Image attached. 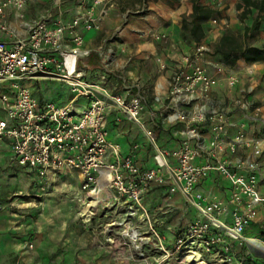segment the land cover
Masks as SVG:
<instances>
[{"label": "built area", "instance_id": "1", "mask_svg": "<svg viewBox=\"0 0 264 264\" xmlns=\"http://www.w3.org/2000/svg\"><path fill=\"white\" fill-rule=\"evenodd\" d=\"M64 1L53 0L42 16L25 23L24 38L0 41V81L5 84L0 91V139L10 144V165L28 168L44 189L59 173L76 171L85 192L84 214H93L105 187L112 189L122 203L120 223L126 233L121 235L133 246V264H195L197 254L203 264H240L232 244L254 252L245 231L264 208V116L251 88L243 87L232 72L222 79L211 76L204 59L207 48L203 41L195 44L174 62L166 96L153 97L160 109L148 111L150 122L175 128L177 146L161 148L141 120L148 101L139 84L120 77L121 92L115 94L104 85L117 58L112 46L94 51L101 68L96 80L88 79L79 65L91 53L84 47L83 32L101 29L97 7L103 0H77L69 20L64 18ZM9 5L19 9L23 0H0L1 18ZM0 30L12 33L3 20ZM117 36L114 32L107 41ZM156 61L160 70L166 68L161 58ZM39 76L61 81L72 98L64 104L39 102L22 84ZM221 81L226 99L214 101L212 88ZM78 98L86 99L83 107ZM112 112L116 121L125 117L144 130L153 148L151 167L141 168L132 151L122 155L119 145L107 140ZM201 126H206L207 138ZM212 175L228 183L225 197L201 186ZM159 186L166 187L165 199L179 194L195 213L170 245L163 243L145 203ZM133 220L143 227L132 225Z\"/></svg>", "mask_w": 264, "mask_h": 264}, {"label": "crops", "instance_id": "2", "mask_svg": "<svg viewBox=\"0 0 264 264\" xmlns=\"http://www.w3.org/2000/svg\"><path fill=\"white\" fill-rule=\"evenodd\" d=\"M62 4V10L65 20H69L74 14V9L77 4L73 2L70 6L67 3ZM158 6V5H157ZM139 7V5L137 6ZM152 7L156 8L155 3H151L147 0V5L142 4L140 9L131 11L129 9L121 10L116 2L112 0H103V4L97 7V13L101 21V29L97 32H83L84 47L91 51L90 55L83 58L79 63L85 75L90 80H96L97 75L100 74L101 68L99 64L98 56L94 51L101 46H112L117 54L116 61L111 65L112 73L108 74L105 81V86L112 94L121 92L120 77L124 78L128 82H137L141 89L145 92V96L148 101V108L141 114V120L144 124V128L151 129L157 145L161 148H174L177 146L178 138L176 136L175 128H170L164 125H156L155 121H149L148 111H158L160 105L153 102V97L158 96L164 98L168 92V81L171 73V69L175 61H177L182 55L188 54L193 50L195 43H187L181 34V18L173 11L169 13L156 14ZM23 8H16L14 6H8L5 8L4 17H0L1 21H5L12 30L10 35L0 30V41H6L11 43L16 39H22L26 36L25 23L26 20L22 17ZM123 12V13H122ZM138 16H135V15ZM114 32H117L118 36L112 42L107 41V38ZM163 35L164 37L159 40H154L152 35ZM202 40L207 48V54H209L211 47L207 37ZM122 50V51H121ZM157 58H161L166 68L159 69V65L156 61ZM209 63V62H208ZM245 63V62H243ZM207 71L210 74L209 66ZM211 75V74H210ZM212 76V75H211ZM36 80H40L33 78ZM46 79V78H45ZM32 80V79H31ZM38 82V81H37ZM29 87L31 94L39 102L43 101H55L44 98L39 94V97L35 96L34 91L30 88L31 84L28 81L22 83ZM5 84L0 81V91ZM39 86V84H37ZM224 86V85H223ZM215 85L212 88L211 96L214 101H223L226 98L225 88ZM40 89V87H39ZM39 91H42L41 89ZM70 92V91H69ZM72 98V94L69 101ZM67 101H62L60 104H64ZM77 104L83 107L86 104V99L78 98ZM3 114L0 111V117ZM116 113L112 112L107 119V140L118 144L120 152L125 155L129 152L134 153L136 163L141 168L151 167L153 164V148L150 145L144 130L132 120H128L125 117L121 120H115ZM159 122L158 118L155 119ZM200 130L207 138L209 133L206 126H201ZM134 145H137L134 148ZM10 144L5 139H0V194L10 191L7 185L15 187L17 176L23 177L22 186L17 187L19 192H28L35 195L43 194L55 188L56 185H65L67 182L70 187H77L80 195L79 209L84 212L83 204L86 201L85 192L81 189V179L76 171H66L59 173L54 183L44 189L40 184H37L34 180L33 173L25 167L9 165L8 160L10 157ZM15 174V176H14ZM203 188H211L217 196L225 197L228 190V183L222 180L218 176L212 175L211 178L206 179L202 185ZM9 189V190H8ZM166 193V187L159 186L154 188L145 198V203L148 209L152 212V221L155 224L158 232L163 238V243L170 245L177 235L178 229H184L195 217L194 210L187 207L183 202L182 197L179 194H175L172 198V206L169 204H162V196ZM100 200L99 204L95 208L99 207L104 210V216L110 222H105L106 227L112 228L111 231H100V226H96L97 229H92L85 236L84 233H77L73 237V241H66V238L62 233H59L57 237L58 244L65 246L63 253H57L67 259L84 260L88 258L97 262L113 261L114 264H131L135 255V251L130 247V242L127 238H124L120 230H122L123 221V208L122 203L116 200L115 192L105 187L98 195ZM158 206L162 207V210L155 211ZM261 211L264 208H260L257 212V217L246 229L245 235H254L258 230V221L262 219ZM50 212V210H48ZM47 212V213H48ZM168 213H171L168 215ZM49 214V213H48ZM49 217V215L47 216ZM169 218V219H168ZM114 220V221H113ZM117 220V221H115ZM98 222L94 223L97 225ZM74 224L79 229L90 227L92 228V221L84 222L75 220ZM132 225L143 227V224H137V221L133 220ZM35 227V226H34ZM12 228L11 216L7 208H4L2 201H0V264L9 258L12 251H15L19 247V242L12 238L10 231ZM50 222L46 221V224L41 227L42 232L37 233L36 239H34L33 251L35 254L46 257L47 251L50 249V245L53 244L55 239H51ZM13 229V228H12ZM258 233V232H256ZM111 239L112 245L104 242L105 239ZM254 238V237H253ZM87 245L89 248L87 249ZM242 249H248L247 246H239L233 242L232 251L235 258L251 259L257 263H264V253L255 251L250 254L243 255ZM241 254V255H240ZM262 255V256H261ZM261 256V257H260ZM94 264V263H93ZM97 264V263H96Z\"/></svg>", "mask_w": 264, "mask_h": 264}, {"label": "rangeland", "instance_id": "3", "mask_svg": "<svg viewBox=\"0 0 264 264\" xmlns=\"http://www.w3.org/2000/svg\"><path fill=\"white\" fill-rule=\"evenodd\" d=\"M77 0H65L67 6L71 5ZM116 2L121 10L129 9L136 11L140 9L142 4L147 5V0H112ZM190 0H150V2L156 4V8L152 7V10L158 13H169L173 11L181 18V23L186 25L187 29H181V34L185 42L193 43V40L189 34L190 24L193 20L191 12L187 7V2ZM259 2V0H252ZM53 0H23V8L21 14L26 20V23L35 20L42 16L52 5ZM243 0H198L197 5L200 6L203 11H208L201 15L200 25L203 30V39L207 37L210 41L209 45L211 50L209 54L204 55L205 61L209 62L210 74L215 78L222 79L229 72L237 75L241 81L243 87H250L252 90V100L255 106L259 108L260 113L264 116V58L255 62L244 61L239 52H233L228 58H225L221 53L216 51V46L220 41V38L227 34L239 42L245 47H257L264 50V9L257 10L254 6H243ZM139 5V7H137ZM158 5V6H157ZM12 6V5H9ZM122 12V13H123ZM243 13L245 15L243 16ZM199 14V11H198ZM135 16H138L137 14ZM200 16V14H199ZM258 22L256 28H252L254 21ZM152 38H155L152 35ZM237 56V60L234 64H230V60L233 56ZM245 62V63H243ZM251 68L252 73L248 74L247 69ZM37 79L29 80L31 84L30 88L34 91L33 94L39 97V94L43 95L44 98L55 101L56 104H60L62 101H67L71 93L68 87L59 80L54 78H44L42 76ZM38 81V82H37ZM39 84V86L37 85ZM223 86V82H219L218 86ZM42 91H39L40 89ZM224 87V86H223ZM63 103V102H62ZM8 166L9 165V160ZM15 176V174H14ZM23 177L17 176L16 185L12 187L7 185L8 188L12 189L9 192L0 194V201L4 205V208L10 213L12 228L10 235L13 239L19 242V247L12 251L3 264H114L113 261H102L97 262L91 261L88 256L84 260H67L63 255L59 257L57 253L64 251L65 246L58 244L57 237L59 233H62L66 238V241H73V237L77 233H84L85 236L89 237V233L93 229H97L96 226H100V231L106 229L112 232V228L106 227V224L111 219H107L104 215V210L99 207L94 210L92 215L85 214L79 209L80 195L77 187H70L68 182L65 185H56L54 189L47 191L43 194L35 195L30 192H19L17 187L22 186ZM9 190V189H8ZM1 193V192H0ZM165 195L162 196V204H170L172 206V199H165ZM50 210V212H48ZM49 214H48V213ZM171 213H168L170 215ZM49 215V217H47ZM261 215L264 216V211H261ZM90 217V218H89ZM257 217V214H256ZM92 221L93 227L89 226L86 228L79 229L74 224L75 220ZM88 219V220H87ZM169 219V218H168ZM46 221L50 222L52 226L51 239L56 241L50 245V249L47 251L46 257H42L38 253L35 254L34 239H36L37 233H41ZM114 221V220H113ZM117 221V220H115ZM97 223V225L94 223ZM105 222H107L105 224ZM35 226V227H34ZM122 230H120L121 233ZM258 232V233H256ZM254 237L261 242H264V217L258 221V230ZM111 239H105L109 245H112ZM133 248L132 244H129ZM87 249L89 245L86 246ZM247 252V249L243 250V255ZM241 255V254H240ZM239 259L236 258L240 264H264L257 263L251 259ZM216 264H222L220 261L215 262ZM133 264V262L131 263Z\"/></svg>", "mask_w": 264, "mask_h": 264}, {"label": "trees", "instance_id": "4", "mask_svg": "<svg viewBox=\"0 0 264 264\" xmlns=\"http://www.w3.org/2000/svg\"><path fill=\"white\" fill-rule=\"evenodd\" d=\"M198 0H190L187 2V7L192 15V22L190 24L189 28V34L195 44L203 41V30L200 25V21L202 18L201 15L208 13V11H203V9L197 5ZM243 6H254L257 8V10L264 9V0H259V2H254L252 0H243V4L240 5V7ZM199 11V14H198ZM245 13H243V16ZM258 25V22L255 20L252 23V28H256ZM181 29H187L186 25L182 24ZM216 51L218 53H221L225 58H228L233 52H239L241 58L246 62H255L262 58H264V50L257 48V47H245L241 42H239L237 39L224 34L221 38L219 43L216 46ZM237 60V56H233L230 60V64H234ZM80 65V63H79Z\"/></svg>", "mask_w": 264, "mask_h": 264}, {"label": "bare ground", "instance_id": "5", "mask_svg": "<svg viewBox=\"0 0 264 264\" xmlns=\"http://www.w3.org/2000/svg\"><path fill=\"white\" fill-rule=\"evenodd\" d=\"M85 203V202H84ZM91 204H94V200H91ZM84 208V207H83ZM84 213V212H83ZM85 215V214H84ZM90 218V217H89ZM88 220V219H87ZM108 231V230H107ZM122 233L125 234L126 233V225H123L122 226ZM247 245L249 247V249H253L254 252L255 251H258V252H261V253H264V244H262L260 241H258L257 239L251 237L248 242H247ZM264 255V254H262ZM261 255V256H262ZM260 256V257H261ZM200 257L199 255L197 254L196 255V260H195V264H203L202 262L199 261Z\"/></svg>", "mask_w": 264, "mask_h": 264}]
</instances>
